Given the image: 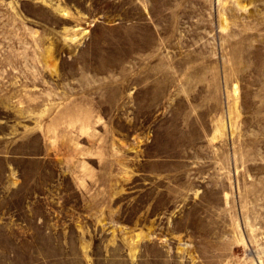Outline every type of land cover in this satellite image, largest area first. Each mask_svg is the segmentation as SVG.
<instances>
[{"label":"rangeland","instance_id":"rangeland-1","mask_svg":"<svg viewBox=\"0 0 264 264\" xmlns=\"http://www.w3.org/2000/svg\"><path fill=\"white\" fill-rule=\"evenodd\" d=\"M0 264H264V0H0Z\"/></svg>","mask_w":264,"mask_h":264}]
</instances>
